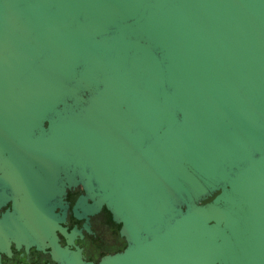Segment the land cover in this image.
I'll use <instances>...</instances> for the list:
<instances>
[{
  "label": "water",
  "instance_id": "1",
  "mask_svg": "<svg viewBox=\"0 0 264 264\" xmlns=\"http://www.w3.org/2000/svg\"><path fill=\"white\" fill-rule=\"evenodd\" d=\"M63 179L121 250L82 258ZM0 181L54 264H264V0H0Z\"/></svg>",
  "mask_w": 264,
  "mask_h": 264
},
{
  "label": "flooded vegetation",
  "instance_id": "2",
  "mask_svg": "<svg viewBox=\"0 0 264 264\" xmlns=\"http://www.w3.org/2000/svg\"><path fill=\"white\" fill-rule=\"evenodd\" d=\"M60 188V185H58ZM62 193L54 212L58 216L63 212V223L67 231H78L73 239V245L80 249L85 261L96 262L104 255L113 254L122 249L123 241L118 236L116 226L109 220L104 207L91 214H84L80 209L79 199L85 197L90 203L82 183L74 179L67 182L63 179ZM18 188L0 181V224L14 214L11 204L18 199ZM59 243L64 238L56 233ZM0 264H54L50 254L44 248L38 247L31 236L24 234H0Z\"/></svg>",
  "mask_w": 264,
  "mask_h": 264
}]
</instances>
